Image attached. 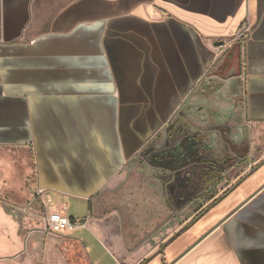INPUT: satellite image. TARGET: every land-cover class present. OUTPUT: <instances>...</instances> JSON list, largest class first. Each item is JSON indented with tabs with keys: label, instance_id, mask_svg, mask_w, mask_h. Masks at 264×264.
Listing matches in <instances>:
<instances>
[{
	"label": "crops",
	"instance_id": "crops-1",
	"mask_svg": "<svg viewBox=\"0 0 264 264\" xmlns=\"http://www.w3.org/2000/svg\"><path fill=\"white\" fill-rule=\"evenodd\" d=\"M234 46L252 162L198 214L134 245L157 205L124 210L123 227L115 212L99 217L98 198ZM230 79L217 91L224 108ZM21 170L43 208L87 204L109 264H264V0H0V187L19 186ZM30 222L0 205V263L93 264V244Z\"/></svg>",
	"mask_w": 264,
	"mask_h": 264
},
{
	"label": "flooded vegetation",
	"instance_id": "flooded-vegetation-1",
	"mask_svg": "<svg viewBox=\"0 0 264 264\" xmlns=\"http://www.w3.org/2000/svg\"><path fill=\"white\" fill-rule=\"evenodd\" d=\"M235 64L237 61L227 54L218 61L210 71L213 79L203 83L170 122V128L163 129L162 138L158 139V135L140 155L153 166L155 177L151 180L157 182L154 191L173 216L185 210L188 202L213 201L227 193L246 161L248 129L241 120ZM229 75L230 97L224 108L222 95L217 91ZM192 107L199 110L193 112ZM198 112L205 120L201 121L200 116L197 119ZM182 119L190 123L184 124ZM148 180L144 179L143 184ZM221 185L219 196L216 191Z\"/></svg>",
	"mask_w": 264,
	"mask_h": 264
},
{
	"label": "rangeland",
	"instance_id": "rangeland-1",
	"mask_svg": "<svg viewBox=\"0 0 264 264\" xmlns=\"http://www.w3.org/2000/svg\"><path fill=\"white\" fill-rule=\"evenodd\" d=\"M229 54V55H228ZM228 56H230V59L236 60L235 54L233 51L228 52ZM211 76L213 72L210 73ZM216 80V79H215ZM230 84V82H229ZM193 112L196 110H199L197 107H192ZM206 110V109H202ZM197 119H199L200 112L197 114ZM226 119V118H225ZM205 120V119H201ZM183 123L186 122L190 123V121H185L182 119ZM170 123L164 128V130H167L168 127L170 128ZM162 133L159 134V138H162ZM245 163L240 168V173L244 170L246 166L249 165V163L252 162V158L247 154ZM136 163L130 164L127 169H124L117 177L116 181L114 182L113 186L110 187L108 190L105 191L97 200V206H98V214L99 217H107L110 214L115 212V215L118 216V219L121 221L122 226L124 227V220H122V216L124 217V210H143L146 211L147 209H150L152 205H157V215L158 217L155 218V223L153 224V227L151 228L150 234H144L142 235V226L138 228V231H132L130 234L131 239L134 242V245L137 243L141 244L145 239H151V237L156 232L163 233L166 229V223L168 221H171V226L179 227L181 224L184 223L187 219H190L192 215H196L200 212L202 206L206 205L205 201H195L193 200L191 203L188 202V206L185 210H182L181 213H178L177 216L169 217V215H166V210L164 209V203L162 202L163 199L161 196L158 198L155 196V202H151V196L156 195L154 189H157L155 184L157 182L152 181L150 179H153L155 177V171L152 169V165H150L147 161V159L143 158L142 156L139 157L138 161H135ZM148 163V164H147ZM32 177L33 174H26L25 171L21 170L20 172V183L19 186L14 188V190L11 189V187L5 183L3 186L0 187V205L3 207V209L14 216L15 220L19 222V225L23 226L24 219H33V222H30L32 225L40 226L42 229L47 231V228L44 224V218H45V207L43 208V203L39 199V195L36 194V191L32 184ZM125 179H138L140 181H143L144 179H149L145 182V184L140 186H128L127 180L124 182ZM8 177L5 179L7 181ZM139 184H141L139 182ZM224 186V184H223ZM223 186L221 185L217 189V193L221 192ZM67 207L66 210L68 211V216L75 218V219H91L92 214L89 212V208L87 204L77 202L72 199H68L66 203ZM170 213V212H169ZM116 216V217H117ZM124 219V218H123ZM148 222H144L147 224ZM150 223V222H149ZM157 225H159L157 227ZM104 226V225H102ZM147 226V225H146ZM49 232V231H47ZM56 234L62 235L63 237L67 238H83L84 243L89 245L93 244L90 248V251L88 252L89 258L92 260L93 264L99 263V264H109L110 261L108 260L107 256L104 254V252L96 246V244L93 242L94 238H92L91 234H89V226L87 225L86 228L81 229L77 232L72 233H58L54 232ZM145 238V239H144ZM137 241V242H136ZM109 255V253H108ZM110 256V255H109ZM112 259L113 257L110 256ZM112 262V261H111ZM5 264V263H0ZM111 264H114L112 262Z\"/></svg>",
	"mask_w": 264,
	"mask_h": 264
},
{
	"label": "built area",
	"instance_id": "built-area-1",
	"mask_svg": "<svg viewBox=\"0 0 264 264\" xmlns=\"http://www.w3.org/2000/svg\"><path fill=\"white\" fill-rule=\"evenodd\" d=\"M247 30L246 26H242L239 33L236 35V38L241 39L245 33H247ZM37 194L41 196L43 193L42 191H38ZM44 207V224L49 232H73L86 227L88 219H75L68 217L64 208L53 204L48 198L46 199V203H44Z\"/></svg>",
	"mask_w": 264,
	"mask_h": 264
},
{
	"label": "water",
	"instance_id": "water-1",
	"mask_svg": "<svg viewBox=\"0 0 264 264\" xmlns=\"http://www.w3.org/2000/svg\"><path fill=\"white\" fill-rule=\"evenodd\" d=\"M223 45H224V42H222V41L215 43V46H223ZM235 48H236V46H234L231 51L234 52L235 51ZM224 114H227V113L225 112Z\"/></svg>",
	"mask_w": 264,
	"mask_h": 264
},
{
	"label": "trees",
	"instance_id": "trees-1",
	"mask_svg": "<svg viewBox=\"0 0 264 264\" xmlns=\"http://www.w3.org/2000/svg\"><path fill=\"white\" fill-rule=\"evenodd\" d=\"M234 54H235V56H237V55H236L237 53H236L235 51H234Z\"/></svg>",
	"mask_w": 264,
	"mask_h": 264
}]
</instances>
